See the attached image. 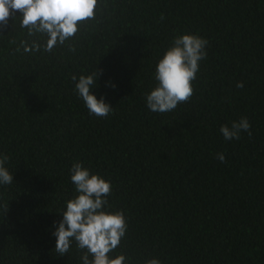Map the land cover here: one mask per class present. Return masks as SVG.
<instances>
[{
  "label": "trees",
  "instance_id": "trees-1",
  "mask_svg": "<svg viewBox=\"0 0 264 264\" xmlns=\"http://www.w3.org/2000/svg\"><path fill=\"white\" fill-rule=\"evenodd\" d=\"M100 3L69 42L75 51H17L33 39L18 11L0 31V154L13 173L0 185V264H82L75 243L55 253L52 235L75 194L76 161L111 181V210L128 220L113 257L264 264V0ZM184 33L209 41L194 95L153 113L145 95L156 64ZM95 66L92 92L114 108L107 117L89 114L71 79ZM241 117L252 135L226 140L221 126Z\"/></svg>",
  "mask_w": 264,
  "mask_h": 264
},
{
  "label": "clouds",
  "instance_id": "clouds-1",
  "mask_svg": "<svg viewBox=\"0 0 264 264\" xmlns=\"http://www.w3.org/2000/svg\"><path fill=\"white\" fill-rule=\"evenodd\" d=\"M100 6V0H0V31L18 11L21 16L15 20L19 19L20 28L33 39L22 40L17 51L22 48L26 53L41 50L52 53L59 46L75 51L74 44L69 42L81 32L86 22L96 19ZM160 19L163 21L165 17L161 15ZM208 44L206 38L192 33L179 34L171 40L156 64V84L145 95L151 112L169 113L191 100L195 92L193 82L200 71V62L207 58ZM101 74L102 70L95 66L89 74L79 77L73 74L71 79L89 114L107 117L114 108L92 92ZM236 87L243 88L244 83L237 82ZM250 128L248 118L241 117L230 125H222L220 132L226 140H239L241 132L252 135ZM217 159L225 162L224 153H217ZM9 160L8 155L0 154V185L13 183V173L6 167ZM69 171L75 194L66 201L63 218L52 233L56 238L55 253L59 256L68 254L75 243L82 264H129L130 258L124 253L113 257L126 236L128 220L122 209L111 210L108 200L113 189L111 181L99 173H92L81 161L74 162ZM144 264H162V261L152 258Z\"/></svg>",
  "mask_w": 264,
  "mask_h": 264
}]
</instances>
